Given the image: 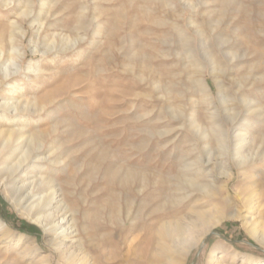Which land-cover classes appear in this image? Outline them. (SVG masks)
<instances>
[{
  "label": "rangeland",
  "instance_id": "374dc122",
  "mask_svg": "<svg viewBox=\"0 0 264 264\" xmlns=\"http://www.w3.org/2000/svg\"><path fill=\"white\" fill-rule=\"evenodd\" d=\"M53 10L51 28L83 39L41 60L24 22L22 70L0 88V102L34 101V156L55 151L14 183L0 156V264H190L212 230L231 241L212 235L195 264H264V0H59ZM10 17L0 6V30ZM28 62L44 71L27 78ZM33 174L62 190L68 221L45 230L13 193ZM172 209L185 228L176 240L160 232Z\"/></svg>",
  "mask_w": 264,
  "mask_h": 264
},
{
  "label": "bare ground",
  "instance_id": "6f19581e",
  "mask_svg": "<svg viewBox=\"0 0 264 264\" xmlns=\"http://www.w3.org/2000/svg\"><path fill=\"white\" fill-rule=\"evenodd\" d=\"M58 2L59 0H56L52 4H46L41 0L38 2L35 0H0V6L7 12H12V17L8 19L6 28H1L0 30V88L4 84H11L10 80L12 77L22 70V61L27 55L23 47V38L27 35L28 29L23 25L24 22H27L28 26L34 31L30 40L31 52L33 54H40L41 60L51 54H58L66 51L83 39V36H80L77 40L72 42L69 38L70 35L68 36L67 33L51 28L50 20L58 16L56 11L53 10ZM37 6L39 8L38 11L36 10ZM79 9L81 15H84L87 10V5L82 4L79 6ZM24 68L27 69V78H29V75L32 73L40 74L44 71L42 65L34 62H28ZM14 87H16L17 90H21V87L15 84ZM9 92H12V90H9ZM22 95L23 94L19 92L17 97H5L4 101L0 102V119L5 126L4 128H0V156L5 155L2 159L3 165L1 169L4 174H6L5 178H9L12 183L18 181L21 177V171L25 172L27 167L34 166L38 164L37 162L42 160V158H49L55 153L54 150H51L48 155L45 156L35 154L37 158L33 159V157H36L33 153L40 152L43 147V142L37 141V138L42 135V131L37 129L36 123L32 126L34 130L28 128L30 120L26 118V113L31 109L35 110L36 105L34 101L30 102L28 99H23L21 97ZM43 107L44 105H41V108ZM193 128L194 131L197 132L199 130V124L194 123ZM243 139L240 133L236 134L237 142L234 145V154L242 159L241 162L245 161L243 155H238L241 149L240 144ZM35 141H37L36 146ZM4 152H6V154H4ZM22 180L24 184L15 187L13 193L21 197L22 201L27 202L24 207L33 215H36V223L43 224V228L46 230V226L49 223L51 229L63 221H68L65 215L66 205L64 202V195H62L63 192L60 188L56 187L51 178L33 174L30 180H28L26 176H24ZM171 211L172 214L170 216L172 217L164 224V227L162 226L163 228L160 232L172 240H176L180 239L185 228L181 224L182 218L177 217V210L172 209ZM129 213L130 211L127 212L122 226L126 227V218L129 216ZM239 214L238 211L232 212L231 217L237 218L240 216ZM222 217L223 216H220L219 219ZM245 218V225H248L250 221L247 217ZM197 219H200V221L204 220L201 215H198ZM70 220H73V218H70ZM68 227L71 228V225ZM249 232L255 234V226H252ZM258 240L260 243L264 244L263 239L259 238ZM201 242L200 240L197 245L199 246ZM196 243L197 241L194 243V246H196ZM59 247L60 246H58V248ZM147 250L146 247V249L143 250L142 256H144ZM58 264H60V262H58Z\"/></svg>",
  "mask_w": 264,
  "mask_h": 264
},
{
  "label": "water",
  "instance_id": "95a60500",
  "mask_svg": "<svg viewBox=\"0 0 264 264\" xmlns=\"http://www.w3.org/2000/svg\"><path fill=\"white\" fill-rule=\"evenodd\" d=\"M212 235H218V236H220V237H222V238H224V239H226V240H228V241H231V240L227 239L225 236L221 235L218 231H216V230H212L210 233H208V234L204 237V239L202 240V242H201V243L199 244V246L197 247V250H196V252L194 253V256H193V258H192L190 264H195V263H196L197 258H198V256H199V254H200L202 248L204 247V245L207 243L208 239H209Z\"/></svg>",
  "mask_w": 264,
  "mask_h": 264
}]
</instances>
